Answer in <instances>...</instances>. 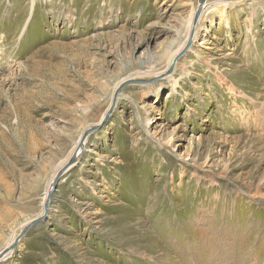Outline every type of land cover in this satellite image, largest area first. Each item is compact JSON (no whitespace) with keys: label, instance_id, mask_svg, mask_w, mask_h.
<instances>
[{"label":"rangeland","instance_id":"rangeland-1","mask_svg":"<svg viewBox=\"0 0 264 264\" xmlns=\"http://www.w3.org/2000/svg\"><path fill=\"white\" fill-rule=\"evenodd\" d=\"M200 2L0 0V253L142 82L0 264H264V0H207L169 71Z\"/></svg>","mask_w":264,"mask_h":264},{"label":"water","instance_id":"water-1","mask_svg":"<svg viewBox=\"0 0 264 264\" xmlns=\"http://www.w3.org/2000/svg\"><path fill=\"white\" fill-rule=\"evenodd\" d=\"M205 4H207V0H201L200 5L197 8L196 15L194 17V21H193L194 26L197 24L198 19L202 13V10H203V7ZM191 35L193 36V33ZM192 36L189 38V41L187 42L182 53L176 56L177 58H179L180 56L185 54L192 47V45H193ZM134 83L137 84V83H142V82L136 81V80H134V81L131 80V81H126V82H123L122 84H120V86L115 90L111 105H110L109 109L107 110L106 114L104 115V117L102 118V120L100 122H98L97 124H95L94 126H90L89 128H87L83 132V134L79 140V143L75 149L74 154L70 157L68 162L65 163V165L58 171V173L56 175L54 183H53V187L49 191L48 196L46 198V201L43 205V212L39 216L35 217L34 219H31L28 222V224L22 229L21 233L17 236L15 241L8 248H6L4 251H2L0 253V262L6 259L5 257L8 253H11L16 249V247L19 245L21 240L27 236V234L29 233V231L33 227H35L37 224L45 221L48 218L50 206H51V197L53 196L54 192L57 190L59 181L71 169V167L78 161V159L82 157V155L85 151L86 141H87L88 137L91 134L101 130L105 126V124L107 123V121L109 120V118L111 117V115L114 112V109H115V106L117 103V98H118L120 92L125 87H127L128 85H131ZM80 148H82L81 151H80Z\"/></svg>","mask_w":264,"mask_h":264},{"label":"bare ground","instance_id":"bare-ground-1","mask_svg":"<svg viewBox=\"0 0 264 264\" xmlns=\"http://www.w3.org/2000/svg\"><path fill=\"white\" fill-rule=\"evenodd\" d=\"M206 5V4H205ZM205 5H204V7H205ZM204 10V9H203ZM203 10H202V12H203ZM196 12H197V10L194 12V15H196ZM202 14V13H201ZM193 15V16H194ZM201 16V15H200ZM195 17V16H194ZM192 21H194L193 20V17H192V20L191 21H189V27H188V39H187V42L189 41V38L192 36L191 34L193 33V36H192V43H193V41L195 40V38H196V31H197V28L198 27H196V25L194 26V24H192ZM187 42H186V44H187ZM186 44L181 48V49H179L178 51H177V53L173 56V58H172V60L169 62V66H168V69H169V71L172 69V67L174 66L175 67V65H176V63L178 62L177 61V55H179V54H181L182 53V51L184 50V48H185V46H186ZM183 55H185V54H183ZM182 55V56H183ZM168 71V72H169ZM167 72V73H168ZM162 75H164V74H162ZM167 75V74H166ZM132 80V79H131ZM125 82V81H124ZM148 83H150V81L148 82ZM147 83V84H148ZM120 86V85H119ZM118 86V87H119ZM161 91H162V87H158L155 91H152L150 94L152 95V96H155V95H159L160 93H161ZM153 122H155V120L153 119V121L151 122V124H153ZM81 138V137H80ZM80 138H79V140H80ZM79 140H78V143H79ZM78 143H77V145H78ZM82 150V148H80V151ZM80 159V158H79ZM79 159H78V161H79ZM77 161V162H78ZM68 162V161H67ZM77 162L71 167V169L77 164ZM55 177H56V175L53 177V179H52V181H51V183H49V186H48V189L46 190V193H45V197H44V199H43V203H42V205H44V203H45V201H46V198H47V196H48V193H49V191L51 190V188L53 187V183H54V180H55ZM15 241V240H14ZM13 241V242H14ZM12 242V243H13ZM11 243V244H12ZM9 247V246H8ZM8 247H6V248H8ZM5 248V249H6ZM5 249H3V251L5 250ZM10 254H12V253H8L7 255H6V257H9L10 256ZM5 257V258H6Z\"/></svg>","mask_w":264,"mask_h":264}]
</instances>
